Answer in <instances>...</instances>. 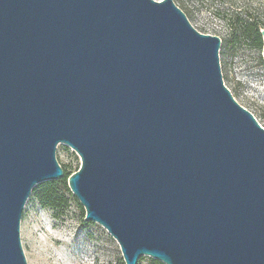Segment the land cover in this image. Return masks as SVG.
I'll use <instances>...</instances> for the list:
<instances>
[{"label": "water", "instance_id": "1", "mask_svg": "<svg viewBox=\"0 0 264 264\" xmlns=\"http://www.w3.org/2000/svg\"><path fill=\"white\" fill-rule=\"evenodd\" d=\"M261 56L264 61V29ZM173 0H0V264L63 178L124 264H264V128Z\"/></svg>", "mask_w": 264, "mask_h": 264}, {"label": "rangeland", "instance_id": "2", "mask_svg": "<svg viewBox=\"0 0 264 264\" xmlns=\"http://www.w3.org/2000/svg\"><path fill=\"white\" fill-rule=\"evenodd\" d=\"M173 2L197 31L219 37L223 83L264 128L262 38L253 33L246 39L236 20L264 29V0ZM55 153L63 172L79 168V157L67 145L58 144ZM57 189L63 200L56 208L42 206L32 193L24 205L19 235L27 264H124L118 243L102 226L84 220L85 211L68 186L57 183ZM137 264H152V258L141 256Z\"/></svg>", "mask_w": 264, "mask_h": 264}, {"label": "trees", "instance_id": "3", "mask_svg": "<svg viewBox=\"0 0 264 264\" xmlns=\"http://www.w3.org/2000/svg\"><path fill=\"white\" fill-rule=\"evenodd\" d=\"M179 8L182 10L181 6H179ZM182 11L184 12V10ZM236 20L239 22L238 23V25L240 26L239 28H241V31L243 35L246 36V39H248V37H250L253 33H256L259 36H261L255 22H248L246 20L242 21L237 17ZM70 174L72 173L64 172L63 178L59 181H48V182L39 183L33 187L31 193L42 206L56 208L61 204L63 200L59 195V191L57 189V183H61L65 187L68 186L67 178ZM152 264H162V263L152 259Z\"/></svg>", "mask_w": 264, "mask_h": 264}]
</instances>
